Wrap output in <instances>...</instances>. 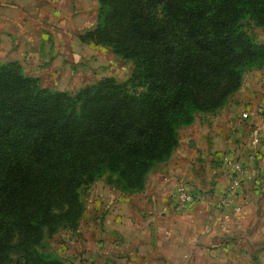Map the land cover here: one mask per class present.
I'll return each instance as SVG.
<instances>
[{
    "label": "trees",
    "instance_id": "obj_1",
    "mask_svg": "<svg viewBox=\"0 0 264 264\" xmlns=\"http://www.w3.org/2000/svg\"><path fill=\"white\" fill-rule=\"evenodd\" d=\"M97 1L79 40L131 61L130 81L144 90L104 76L72 95L0 61V264H67L41 247L77 228L81 189L107 174L140 190L181 126L221 108L247 68L264 67V44L241 27L248 16L264 28V0Z\"/></svg>",
    "mask_w": 264,
    "mask_h": 264
},
{
    "label": "crops",
    "instance_id": "obj_2",
    "mask_svg": "<svg viewBox=\"0 0 264 264\" xmlns=\"http://www.w3.org/2000/svg\"><path fill=\"white\" fill-rule=\"evenodd\" d=\"M96 5L97 0H0V61L19 62L26 75L52 90L75 92L95 72V54L78 34L94 25ZM261 108L264 67L248 70L221 108L197 113L181 126L170 157L150 169L140 190L122 191L103 176L90 184L77 228L63 229L70 248L58 257L67 264H264ZM252 125L261 136L253 159ZM224 152L245 167L234 198L242 205L239 213L213 205L229 180ZM180 178L201 198L176 208Z\"/></svg>",
    "mask_w": 264,
    "mask_h": 264
},
{
    "label": "rangeland",
    "instance_id": "obj_3",
    "mask_svg": "<svg viewBox=\"0 0 264 264\" xmlns=\"http://www.w3.org/2000/svg\"><path fill=\"white\" fill-rule=\"evenodd\" d=\"M97 11H98V1L95 10L94 24L96 22ZM241 27L248 34H250V36L255 40V42L264 44V28L255 25V23L248 16L241 20ZM84 43H87L86 45H88L89 51L95 54L92 55V57H94L93 61L94 60L96 61L94 67L95 70L94 74L88 75L89 78L87 77V75H85L84 83L88 81L89 83L86 84H92L96 82L95 80L100 79L101 77L113 76L119 82H125L127 85V89L130 92L139 93L144 90L143 83L139 81L140 78L138 76L130 81V77L133 71V64L131 61H128L120 57L119 55L114 54L109 45L94 44L92 42H84ZM252 68H256V67L247 68L243 72V76L248 70ZM40 85L43 86L41 82ZM75 92H69V93L73 95ZM108 176L107 174H105L103 177L107 179ZM88 187L89 186L83 187L80 191V197L83 203H86L87 201ZM65 238H66V231L61 229L60 231L57 232V234L55 233L49 240L44 241L43 246L41 247L42 251L57 257L60 256L61 252L65 254L66 249L70 248V244L66 243ZM62 259L65 260L67 258L62 257Z\"/></svg>",
    "mask_w": 264,
    "mask_h": 264
},
{
    "label": "built area",
    "instance_id": "obj_4",
    "mask_svg": "<svg viewBox=\"0 0 264 264\" xmlns=\"http://www.w3.org/2000/svg\"><path fill=\"white\" fill-rule=\"evenodd\" d=\"M264 112V109H260ZM243 118L247 117L246 113L242 114ZM261 139L260 128L257 125L250 127L249 146L251 148L250 158H255V148ZM221 162L229 172V180L224 192L214 199V207L218 210L231 209L234 213H239L242 210L241 204H235L234 198L237 195L238 189L241 187L243 181V174L245 172L244 165L234 158L230 153L224 152L221 156ZM200 192L186 179L180 178L177 181L175 191L173 194V204L176 208L182 207L186 204L200 200Z\"/></svg>",
    "mask_w": 264,
    "mask_h": 264
}]
</instances>
